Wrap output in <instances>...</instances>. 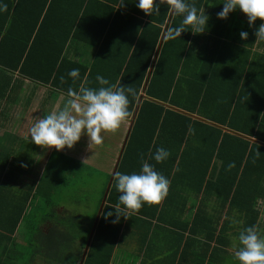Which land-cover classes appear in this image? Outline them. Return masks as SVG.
I'll list each match as a JSON object with an SVG mask.
<instances>
[{
    "label": "trees",
    "instance_id": "16d2710c",
    "mask_svg": "<svg viewBox=\"0 0 264 264\" xmlns=\"http://www.w3.org/2000/svg\"><path fill=\"white\" fill-rule=\"evenodd\" d=\"M188 2L205 9L208 28L203 34L189 28L172 39L168 32L182 17H171L166 6L146 15L135 0H0L7 5L0 12V102L26 80L66 95L81 85L100 87L99 74L134 90L130 122L144 94L117 173H138L147 161L170 181L168 196L113 224L115 217L105 214L119 203L114 180L84 264H111L121 247L133 256L129 236L140 257L158 229L182 240L186 234L206 238V256L212 241L216 246L227 233L258 224L264 200V42L256 43L255 31L264 21L250 27L239 9L219 19L223 0ZM69 42L94 47L93 60L71 58ZM72 69H79L76 80L68 75ZM160 147L170 156L156 163L152 155ZM19 162L0 151V264H18L33 246L25 240L31 230L39 247L33 246L28 264H79L110 177L94 213L57 217L45 205L53 191L44 204L37 199L44 193L43 175L20 188L25 177L14 171ZM36 209L41 227L27 221ZM177 217H185L183 225Z\"/></svg>",
    "mask_w": 264,
    "mask_h": 264
},
{
    "label": "clouds",
    "instance_id": "9594fccd",
    "mask_svg": "<svg viewBox=\"0 0 264 264\" xmlns=\"http://www.w3.org/2000/svg\"><path fill=\"white\" fill-rule=\"evenodd\" d=\"M136 6L146 15L159 14L161 6L182 17L179 26L169 30L172 39L180 38L189 28L194 34H203L208 28L209 17L204 8L198 9L188 0H135ZM223 10L217 16L227 19L229 14L239 9L246 14L249 26H254L259 19L264 21V0H223ZM213 6V5H209ZM7 10V5L0 3V12ZM257 42H264V23L255 31ZM242 40H247L249 34L242 31ZM68 75L76 80L80 76L79 69H72ZM63 79V78H62ZM100 85L98 88L84 87L78 90L69 88V97L59 111H53L36 122L29 129L31 142L57 151L72 149L83 135L89 138V146L101 145L104 142L102 133L115 132L131 115L129 111V94H134L130 87L111 84L102 75L96 76ZM191 130V129H190ZM170 152L160 147L152 155L156 163H163ZM26 167V165H24ZM233 165H229L232 167ZM115 187L120 193L119 203L108 211L105 218L115 217L113 224L120 219L128 218V213L138 211L144 204H159L169 193L170 181L155 170V166L147 161L142 163L138 173H116ZM238 247L234 260L238 264H264V235L256 226H248L239 232Z\"/></svg>",
    "mask_w": 264,
    "mask_h": 264
},
{
    "label": "crops",
    "instance_id": "0c3cea01",
    "mask_svg": "<svg viewBox=\"0 0 264 264\" xmlns=\"http://www.w3.org/2000/svg\"><path fill=\"white\" fill-rule=\"evenodd\" d=\"M80 45L84 46L83 43H80ZM69 46V53L67 52V54L74 60L91 62L95 56L94 47L87 48L85 45V49L83 50L82 47H78V44H71V42H69ZM72 47L78 51L71 55L70 50ZM39 86L40 84L26 80L21 87L13 91L8 100L0 102V151L11 154L20 160L18 163L19 169H14L15 172H23V176L25 177L22 187L19 186L20 188H26L27 184L34 182L37 179L36 175H43L41 181L44 182L42 183L44 193L39 195L41 198V196H47L56 189L52 186L51 181H58L57 183H61V185L65 184L70 179V176L77 173L85 165H83L84 162L80 159L77 160L69 157L65 152L57 151L54 148H33L34 143L31 142L29 129L36 122V118H43L44 115L49 114L42 112L43 107L50 105L51 112L59 111L69 98L67 95L56 92L49 87L51 91L44 88L49 92L48 96L44 89H41L43 92L39 93ZM39 107H42L40 111L37 110ZM126 122L127 120L124 121V123ZM22 148L27 149V152ZM45 153L49 155L48 158L44 157ZM84 157L82 158L84 159ZM59 159L64 162L62 165L56 164V161ZM32 165L36 167L35 174L28 176ZM259 208L261 215L256 227L260 234L264 235V200L259 201ZM188 210L191 214L194 213V203L189 205ZM184 218L177 217L175 219L179 226L183 225L181 220H184ZM240 231L227 233V237L219 241L216 246V243L212 241L206 256H204L206 248L204 242L206 238H189L188 234H186L182 240L180 236L170 230L158 229L153 243L143 252V255L140 253V257H138L137 253H139L140 248H135L131 245L133 238L129 236L126 239V244H128V248H126L130 253H133V256L129 253L125 254L121 247L119 251L115 252L111 264H140L142 257L144 264H238L234 260V254L238 247L237 237ZM47 232L48 229L45 233Z\"/></svg>",
    "mask_w": 264,
    "mask_h": 264
},
{
    "label": "rangeland",
    "instance_id": "374dc122",
    "mask_svg": "<svg viewBox=\"0 0 264 264\" xmlns=\"http://www.w3.org/2000/svg\"><path fill=\"white\" fill-rule=\"evenodd\" d=\"M76 44H78V47H82L83 50L85 49V47L83 45H80V43ZM77 51L78 50L76 48L72 47L70 53L72 55ZM44 88H46V90H50L48 87L40 85L39 93H42L43 90L41 89ZM48 95L49 92H47V96ZM41 108L42 107H39L37 108V110L40 111ZM50 108V105L44 106L42 112L51 113ZM128 127L129 121L127 120L126 123L123 122L121 124L117 131L102 133V135L104 136V142L101 145H94L93 148L89 146V138L87 137V135H84L81 137V140L74 146V148H65L63 151H61L65 152V154L69 157L75 158L77 160L80 159L84 162L83 165H85V167L80 168L77 173L70 176V179L65 184H56L55 182L51 181L52 185L56 189L52 192L53 194H51V199L49 200V202L52 203H49V205L45 204L48 214L57 213V217H59V214H61L62 216H67L68 213L75 211V213H78L79 215H90L94 213L97 206L96 203L99 201L102 191L105 188L104 184L107 178L109 179V177H111L112 170L115 166L116 160L118 159ZM33 148L41 149L43 147L34 144ZM23 150L27 152V149ZM48 156L49 155L45 153L44 157L48 158ZM82 157H84V159ZM63 163L64 162L60 159L56 161L57 165H62ZM49 169L47 170L49 171ZM37 199L38 201H40L41 199L44 204L45 197L41 196L40 198L38 195ZM56 204L58 206H55ZM63 210H65L64 214L61 213L63 212ZM27 221H30V224L33 223L32 226L38 225L39 227H41V216L38 214L37 209L30 213ZM47 229L48 227L45 225V230ZM35 234L36 230H31L25 240H27L28 242L29 240H31L34 247H39L37 238H33ZM33 246L28 245L27 249L24 250L25 255H23L22 257L18 256V264H28L29 253H31V251L34 249Z\"/></svg>",
    "mask_w": 264,
    "mask_h": 264
},
{
    "label": "water",
    "instance_id": "95a60500",
    "mask_svg": "<svg viewBox=\"0 0 264 264\" xmlns=\"http://www.w3.org/2000/svg\"><path fill=\"white\" fill-rule=\"evenodd\" d=\"M173 14H171V17H172ZM171 20V19H170ZM170 20L168 22V24L170 23ZM165 38V34L163 35V39H162V42H161V45L159 46V49H158V52H157V55L159 54L160 52V49H161V46H162V43H163V40ZM152 70V69H151ZM143 97H144V94L141 96L140 100H139V104H138V107L133 115V118L131 119L130 121V124H129V128H128V131L126 133V136L124 138V141H123V144H122V147H121V150H120V153H119V156H118V159L116 160V163H115V166L112 170V174H111V177H110V180H109V183L107 185V188H106V191L104 193V196H103V199L101 201V204H100V207H99V211L97 213V216H96V219H95V222H94V225H93V228H92V231H91V234H90V237L87 241V244L85 246V249H84V253L82 255V258L80 260V263L79 264H84V260L86 258V255H87V251L89 249V246H90V243L92 241V238H93V235L95 233V230H96V227H97V224H98V221L101 217V214H102V211L104 209V206L107 202V197H108V194L110 192V189L112 187V184H113V181H114V177H115V174L117 173V170H118V166L120 164V161H121V158H122V155H123V152L125 150V147H126V144H127V141L129 139V136H130V133L132 131V128H133V125H134V122H135V119H136V116H137V113H138V109H139V106L143 100Z\"/></svg>",
    "mask_w": 264,
    "mask_h": 264
}]
</instances>
